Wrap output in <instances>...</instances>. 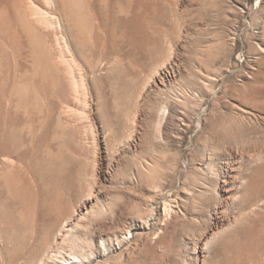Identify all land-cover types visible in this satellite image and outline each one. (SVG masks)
I'll return each mask as SVG.
<instances>
[{"label": "rangeland", "instance_id": "rangeland-1", "mask_svg": "<svg viewBox=\"0 0 264 264\" xmlns=\"http://www.w3.org/2000/svg\"><path fill=\"white\" fill-rule=\"evenodd\" d=\"M55 1L36 5L62 24L55 33L84 66L89 105L53 61L54 31L28 37L15 0H0V264L37 261L47 217L94 203L109 208L97 232L143 213L160 221L131 264H264V0ZM226 124L242 129L235 141L217 132ZM219 137L247 153L229 163L218 204L202 154Z\"/></svg>", "mask_w": 264, "mask_h": 264}, {"label": "bare ground", "instance_id": "bare-ground-1", "mask_svg": "<svg viewBox=\"0 0 264 264\" xmlns=\"http://www.w3.org/2000/svg\"><path fill=\"white\" fill-rule=\"evenodd\" d=\"M10 1V0H9ZM36 1V0H35ZM39 1V0H38ZM38 1L34 2V0H15V4L18 5L17 7V13L19 14V20L20 23L16 21L18 25V28L23 27L26 32L29 34L28 37L36 34H40L39 31H54L55 34V49L57 48V54L55 57V60H53V57H50L55 63H57V67H61V71H63L65 77L69 81L71 90L73 94L77 97L79 94L83 95V101L85 100V103L88 100V89L86 85V74H84V66L81 67L79 59L76 58V54L72 53L71 45L68 42V37H62L57 36L55 31L62 30L63 26L62 24L57 21L56 14L53 13L54 11L44 10V8H40L36 5V3H39ZM45 3L51 7L53 10L56 6L55 0H44ZM58 1V0H57ZM103 1V0H102ZM8 2V1H7ZM99 2V1H98ZM11 3V2H10ZM14 3V2H13ZM103 3V2H102ZM101 3V4H102ZM61 4V3H60ZM143 4V2H142ZM5 6V5H4ZM14 6V4L12 5ZM61 6V5H60ZM67 6V5H66ZM143 6V5H142ZM141 6V7H142ZM54 7V8H53ZM73 7V6H72ZM108 7V6H107ZM118 7V6H117ZM10 7L9 9H11ZM14 8V7H13ZM46 8V7H45ZM121 8V7H119ZM127 8V7H126ZM48 9V8H47ZM145 9V8H144ZM109 10V8L107 9ZM140 10V9H139ZM1 11V9H0ZM2 12L3 9H2ZM8 12V11H7ZM10 12V11H9ZM14 12V11H13ZM16 12V11H15ZM120 12V11H119ZM138 12V10H137ZM2 14V13H1ZM7 14V13H6ZM92 14V13H91ZM118 14V13H117ZM113 15V14H112ZM119 15V14H118ZM127 15V14H126ZM130 15V14H129ZM125 16V15H123ZM262 16V15H261ZM95 17V16H94ZM13 18V17H12ZM17 19V18H16ZM59 20V19H58ZM102 20V19H101ZM77 21V20H75ZM95 21V19H94ZM12 23H15V21ZM103 23V22H102ZM119 24V23H118ZM122 24V23H120ZM119 24V25H120ZM7 25V24H6ZM99 26V25H98ZM14 27V25L12 26ZM17 30H20L18 29ZM14 29V28H13ZM76 29V27H75ZM140 29V28H139ZM15 30V29H14ZM16 30V32H17ZM11 31V30H10ZM9 31V32H10ZM45 31V32H46ZM68 31V30H67ZM15 32V33H16ZM19 32V31H18ZM24 32V31H23ZM83 32V30H82ZM20 33V32H19ZM18 33V35H19ZM43 33V32H42ZM60 33V32H59ZM64 33V32H62ZM61 33V34H62ZM88 33V32H87ZM137 33V32H136ZM139 33V32H138ZM78 34V33H77ZM70 35V34H69ZM81 35V34H80ZM98 35V33H97ZM137 35V34H136ZM145 35V34H144ZM6 36V35H5ZM102 36V35H101ZM142 36V35H141ZM39 37V36H38ZM149 37V36H148ZM22 38V37H21ZM44 38V36H43ZM67 38V39H66ZM144 38V37H143ZM49 39V38H48ZM20 40V39H19ZM78 40V39H77ZM43 41V40H42ZM93 41V40H92ZM143 41V40H142ZM45 42V41H44ZM50 42V40H49ZM52 42V43H53ZM85 42V41H84ZM16 43V42H15ZM45 43H48L45 42ZM21 44V43H20ZM82 44V43H81ZM124 44V43H123ZM16 45V44H15ZM14 45V46H15ZM18 46V44H17ZM21 46V45H20ZM131 46V45H130ZM39 47V46H38ZM42 47V46H41ZM53 47V46H52ZM51 47V48H52ZM90 47V46H88ZM76 48V47H75ZM9 48H7L8 50ZM16 49V48H15ZM51 52H55L54 49H49ZM48 50V51H49ZM53 50V51H52ZM74 50V49H73ZM89 50V49H88ZM264 50V49H263ZM45 51V50H44ZM43 51V52H44ZM29 53V52H28ZM40 53V52H39ZM42 53V52H41ZM46 53V52H45ZM52 53V54H53ZM76 53V52H75ZM89 53V52H88ZM40 55V54H39ZM78 55V54H77ZM133 55V54H131ZM34 56V55H33ZM37 56V55H36ZM48 56V54L46 55ZM51 56V55H50ZM68 56L71 58L69 59ZM38 58V57H37ZM40 58V57H39ZM38 58V59H39ZM46 58V57H45ZM261 58V57H260ZM30 59V58H29ZM43 59V57H42ZM47 59V58H46ZM22 60V59H21ZM24 60V58H23ZM26 60V59H25ZM40 60V59H39ZM38 60V61H39ZM52 61V62H53ZM87 61V60H86ZM23 62V61H22ZM47 63V62H46ZM25 64V63H24ZM21 65V64H20ZM35 65V63H34ZM54 65V64H53ZM52 65V68H54ZM15 66V65H14ZM87 66V65H86ZM13 67V66H12ZM50 67V66H49ZM89 67V66H88ZM83 68V69H82ZM90 68V67H89ZM55 69V68H54ZM59 69V68H58ZM33 70V68L31 69ZM40 70V69H39ZM52 70V69H51ZM91 70V68L89 69ZM41 71V70H40ZM58 73H62V72ZM57 72V71H56ZM89 72V71H88ZM57 73V74H58ZM11 74V73H10ZM55 74V75H57ZM25 76V75H24ZM80 78V81H78L77 78ZM88 77V76H87ZM22 78V77H21ZM92 78V77H91ZM15 79V76H14ZM150 79V78H149ZM90 84V83H89ZM53 87V86H52ZM263 87V86H262ZM18 88V87H17ZM11 89V88H10ZM90 89V88H89ZM8 93V92H7ZM17 93V91L15 92ZM2 94V93H0ZM9 95V94H8ZM74 96V99H75ZM10 97V96H9ZM80 99V97H79ZM76 101L78 100L75 99ZM91 100V99H90ZM80 101V100H79ZM84 103V102H83ZM86 105H89L86 103ZM166 106V105H165ZM89 108V107H88ZM161 108V107H160ZM167 108V107H166ZM65 110V109H64ZM67 110V109H66ZM71 110V109H70ZM38 111V110H37ZM53 111V110H52ZM72 111V110H71ZM68 112V111H67ZM70 112V111H69ZM75 114V112H74ZM87 114V112H86ZM163 114V113H162ZM168 114V113H167ZM64 115V114H63ZM160 115V114H159ZM166 115V114H165ZM85 115H83L84 117ZM88 116V115H87ZM241 116V115H240ZM244 116V115H243ZM58 117V116H57ZM65 117V116H64ZM86 117V116H85ZM84 117V118H85ZM242 118V117H241ZM245 118V117H244ZM71 119V117H70ZM88 119V117L86 118ZM85 119V120H86ZM72 120V119H71ZM64 121V120H63ZM90 121V120H89ZM233 121V120H232ZM239 121H242L240 119ZM245 120L241 123H243ZM220 122V121H219ZM191 123V122H190ZM240 124V123H237ZM244 124V123H243ZM201 125V124H200ZM241 125V124H240ZM86 126V125H85ZM184 126V125H183ZM197 126V124H196ZM236 127V126H235ZM238 127V126H237ZM242 128V126H240ZM239 127V128H240ZM217 132H221L223 134V137L228 139H235L240 136L239 131H237V128L233 126H217ZM93 129V128H92ZM236 131V132H234ZM93 133V132H92ZM235 133V135H234ZM254 135V134H253ZM84 136V135H83ZM93 136V135H92ZM213 133L210 131L207 132L205 135L206 142L212 140ZM234 136V137H233ZM94 137V136H93ZM132 137V136H131ZM162 137V136H161ZM168 138V137H167ZM115 140V139H114ZM219 137V141H216L215 147L211 145V150H209L208 146L204 147L205 153H201L203 155V164L202 168L204 171H206V174H204L205 177V185L210 188V191L212 193L213 200H217L218 204L220 203V191L224 193H228V187L230 179L233 178V172L231 170V167L229 166V163L231 161L234 162L236 159H240V161L243 160L246 155L244 154L243 147H240L242 149L232 150V147L227 145V141L224 142V140ZM258 140V139H257ZM256 140V141H257ZM94 141V140H93ZM92 141V142H93ZM253 141V140H252ZM7 143V142H6ZM217 143V144H216ZM207 144V143H205ZM160 146V145H159ZM238 146V145H237ZM240 146V145H239ZM236 147V146H235ZM234 147V148H235ZM238 148V147H237ZM96 151L99 150L98 144H95ZM6 150V149H5ZM162 150V149H161ZM253 150V149H251ZM12 151V150H11ZM10 151V152H11ZM210 151V152H209ZM114 152V151H113ZM139 152V151H138ZM156 154V153H155ZM149 155V154H148ZM96 157V156H95ZM253 157V155H252ZM255 157V156H254ZM225 158V159H224ZM227 160L225 162V167H218L219 165H216V160ZM256 160H263L264 159V152H259L257 154V157H255ZM254 159V160H255ZM197 160V159H196ZM194 160V162L196 161ZM249 160V159H248ZM6 166L5 167H14L13 160L11 158H5L4 159ZM238 161V160H237ZM197 162V161H196ZM200 163V162H199ZM202 163V162H201ZM219 163V162H218ZM223 164V163H222ZM249 164V163H248ZM194 165V164H193ZM9 167V168H10ZM145 167V165H144ZM6 169V168H5ZM148 171V170H147ZM225 171V172H224ZM249 172V171H248ZM226 173V175L224 174ZM144 174V173H143ZM201 177V176H200ZM95 178V177H94ZM134 178V177H132ZM131 178V179H132ZM230 178V179H229ZM238 180V179H237ZM131 181V180H130ZM135 182V181H134ZM202 182V181H201ZM131 183V182H130ZM246 183V182H245ZM105 184V183H104ZM135 184V183H134ZM240 184V183H239ZM239 188V187H238ZM160 189V188H159ZM156 189V190H159ZM192 189V188H191ZM93 192V191H92ZM126 192V191H125ZM195 192V191H194ZM204 192V191H202ZM208 192V191H207ZM88 193V192H87ZM159 193V192H158ZM199 193V192H198ZM237 193V192H236ZM192 194V193H191ZM190 194V195H191ZM203 193H200L196 196L202 197ZM205 194V192H204ZM206 195V194H205ZM210 195V192H209ZM195 196V194H194ZM231 196V195H230ZM239 196V195H238ZM15 197V196H14ZM60 197V196H59ZM189 198H191L188 195ZM211 197V196H210ZM223 197V196H222ZM156 198V197H155ZM154 198V200H155ZM215 198V199H214ZM239 198V197H238ZM241 198V197H240ZM197 199V198H195ZM208 199V198H207ZM233 199V198H232ZM235 199V198H234ZM14 200V198H13ZM159 200V199H157ZM209 200V199H208ZM207 200V201H208ZM11 201V200H10ZM156 201V200H155ZM184 201V200H183ZM195 201V200H194ZM154 202V201H153ZM182 202V201H180ZM198 202V201H197ZM200 202V201H199ZM198 202V203H199ZM156 203V202H154ZM153 203V204H154ZM187 203V201H186ZM191 203V202H190ZM197 203V204H198ZM104 204H92L90 206H84L85 212L81 210V213H75L73 215H68L67 217L62 216L61 218L58 216V214L55 212L53 214H50L47 218L52 223L50 226V230L48 232L49 239L47 240V247L45 252L43 253V256H41L40 259L33 262L32 264H131L133 260L134 254L139 250L140 245H150L152 244L153 237L159 234L158 230L159 227L157 223L158 220H154L153 217L150 215H145L147 213L138 214L135 216H131L129 219L131 220L130 225H125L118 230L114 232H97L93 228V223L95 222L96 218L99 215L106 214L107 211H109V208L107 205ZM202 204V203H201ZM155 205V204H154ZM157 205V204H156ZM162 205H164V214L166 216L172 215L175 211L173 209V206L170 202H165ZM67 206V205H66ZM152 206V205H151ZM159 206V205H158ZM185 206V205H183ZM196 206V205H195ZM222 206V205H221ZM57 207V206H56ZM153 207V206H152ZM186 209L188 208L185 206ZM183 207V208H185ZM194 207V206H193ZM12 208V207H11ZM153 208H156L155 206ZM179 208V207H178ZM191 208H188L189 210ZM155 210V209H154ZM178 210V209H177ZM16 211V210H15ZM161 211V210H160ZM163 211V210H162ZM17 212V211H16ZM179 212V211H178ZM19 213V212H18ZM72 213V212H71ZM176 213V212H175ZM13 214V213H12ZM137 214V213H136ZM215 214V213H214ZM176 215V214H175ZM161 216V215H160ZM46 216H44L43 219H45ZM160 218V217H159ZM46 220V219H45ZM61 224L59 226L58 231H56V225ZM95 225V224H94ZM14 228V227H13ZM16 230V229H15ZM14 230V231H15ZM29 230V229H28ZM103 231V230H102ZM161 231V230H160ZM32 234V232H31ZM218 234V233H217ZM213 235V234H212ZM159 238V237H158ZM4 241V240H3ZM179 241V240H178ZM208 241V240H207ZM211 241V240H210ZM155 242V241H154ZM183 243V242H182ZM207 243V242H205ZM46 244V243H45ZM14 246V244H13ZM16 247V245L14 246ZM13 248V247H12Z\"/></svg>", "mask_w": 264, "mask_h": 264}]
</instances>
